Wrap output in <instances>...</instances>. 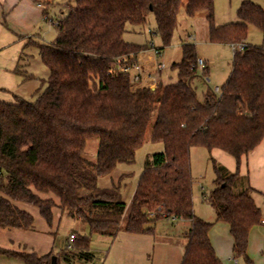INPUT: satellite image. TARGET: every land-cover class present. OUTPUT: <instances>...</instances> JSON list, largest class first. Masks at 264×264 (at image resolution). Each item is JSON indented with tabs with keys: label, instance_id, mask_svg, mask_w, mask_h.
Listing matches in <instances>:
<instances>
[{
	"label": "trees",
	"instance_id": "1",
	"mask_svg": "<svg viewBox=\"0 0 264 264\" xmlns=\"http://www.w3.org/2000/svg\"><path fill=\"white\" fill-rule=\"evenodd\" d=\"M259 1L244 0L237 22L217 26L215 0H186L188 17L206 19L211 43L245 44L234 54L221 93L207 89L200 98L195 44L182 43V60L173 64L177 82L160 84L154 91L136 87L123 69L150 48L126 42L127 25L144 27L152 14L154 33L166 47L184 0H69L55 24L56 38L37 45L49 70L44 89L34 102L21 97L14 103L0 101V228L35 230L34 216L18 203L36 207L49 225L59 209L82 229L88 227L91 235L111 238L124 218L125 230L135 235H154L161 218L188 221L181 264H223L209 238L214 223L195 214L191 151L219 149L239 167L242 156L264 139V43L246 44L249 26L264 36ZM156 107L150 140L162 143L164 150L146 159L128 204L120 184L101 188L98 180L120 164L135 163ZM90 140L99 141L95 162L85 157ZM213 166L215 187L203 200L217 221L229 224L234 258L254 264L248 255L249 235L263 224L262 210L250 190L235 192L238 171L230 174L215 159ZM72 235V248L64 249V258L93 260L91 237L77 231ZM0 254L25 264H59L54 254L2 249Z\"/></svg>",
	"mask_w": 264,
	"mask_h": 264
},
{
	"label": "crops",
	"instance_id": "2",
	"mask_svg": "<svg viewBox=\"0 0 264 264\" xmlns=\"http://www.w3.org/2000/svg\"><path fill=\"white\" fill-rule=\"evenodd\" d=\"M67 2L66 0H0L1 102L14 103L15 97L26 99L21 96V93L25 91V87L30 82H36L38 86L34 95L42 89L43 79L37 78L29 69L33 58L30 50L35 47L38 49V44L49 43L47 39H49L51 26L46 17L54 20L55 16L59 19L63 16L61 10L66 12L64 5ZM205 60L208 62L207 67L205 73L200 74L199 80H202L205 75L208 76L209 73V61ZM163 73L164 71L159 74L158 85L164 82ZM30 75L32 78H28ZM224 153L222 150L213 149L211 155L230 174L238 171L239 178L234 190L237 194L250 190L264 217V139L254 151L242 156L239 167L236 160L233 163ZM127 172L123 168L122 176L127 175ZM205 196L207 195L203 194V198ZM33 216L35 218L34 231L0 228V249L18 253H36L39 256L54 254L59 264H149L150 251H154L152 264H181L187 244L184 234L190 228L188 221H179L186 230L181 234L170 233L157 246L154 243L156 233L135 235L121 227L117 236L111 238L91 235L88 227L83 228V234L91 237L89 251L94 256L93 260L86 261L76 257L64 258L63 251L70 244L73 231L65 238L64 236L59 238L57 234L62 221L68 219L66 214L56 209L52 225H49L40 215ZM213 223L209 238L218 258L223 264H244L242 260L234 258V242L229 224L217 220ZM248 255L254 264H264V223L251 229ZM0 264L25 263L21 259L0 254Z\"/></svg>",
	"mask_w": 264,
	"mask_h": 264
},
{
	"label": "rangeland",
	"instance_id": "3",
	"mask_svg": "<svg viewBox=\"0 0 264 264\" xmlns=\"http://www.w3.org/2000/svg\"><path fill=\"white\" fill-rule=\"evenodd\" d=\"M243 1L244 0H215L216 25L223 26L229 23L237 22V11ZM185 4L186 0H184V3L180 9L177 25L174 30L171 43L168 46L164 47L161 37L154 33L156 24L155 18L152 14L149 16L148 23L144 27L128 24L126 27V33L124 34V40L131 44H149L153 45L155 48H162L161 57L155 59L156 61L163 62L166 66V69L163 73V86L167 84H174L178 80L177 70L173 69V64L179 63L182 60V43L186 42L195 44L198 57L205 58L209 61L208 77L210 81L207 82L204 78L202 80L200 79L196 81L197 94L200 98H202L204 92L207 89H215L216 87L222 88L223 84L226 82L227 78H229L232 72L234 54L231 45L215 44L209 41V26L206 19L204 17H198L195 19L188 17ZM259 4L262 6V8H264V0L259 1ZM53 18L54 20H49V24L51 26L49 30V39H47L49 43H51L57 36L55 24L57 23L58 19L55 16ZM263 43V33L256 27L249 26L246 44L262 45ZM30 51L33 55L29 68L30 72L33 73L37 78L46 80L49 77V70L43 64L38 49L35 47L31 48ZM148 66L151 67L150 64ZM201 75L203 74L201 73ZM37 88L38 86L36 82H30V84L25 87V91L21 93V96L25 97L30 102H34L37 99V95H34ZM43 89L44 87L42 90ZM156 117L157 107L153 112L144 145L136 153L135 163L133 165L120 164L111 175L104 176L98 180V185L101 188L111 187L113 184H120L123 199L128 204L133 198L146 159L150 155L157 152H162L164 150V145L162 143H153L150 140ZM98 145V140H90L87 143L85 157L91 162H95L97 159ZM211 152L202 147L193 148L191 151V166L194 181L193 193L196 215L205 219L206 221L215 222V212L211 206L203 200V194L208 195L214 189V181L217 177L213 166L214 157H212ZM224 154L229 157L233 163H235L234 157L227 153ZM216 162L220 164L217 160ZM123 168L128 171L127 175H124V177H122ZM39 195L42 199H56L52 194ZM17 206L21 209L31 212L35 216L40 215L39 210L32 205L18 203ZM54 211L56 213V209ZM40 217L42 216L40 215ZM41 219L43 220V218ZM174 222L176 221L161 218L155 223L156 235L154 236V243L156 246L162 243L170 233L181 234L184 230H186L185 227L179 223V221L176 223ZM125 223L126 219L124 218L121 225L122 228H125ZM71 231L83 233L84 229H82V227L73 219H64L61 226L58 228L57 237L60 238L61 236H64L63 238H65L67 235H70L69 233ZM154 256L155 252L150 251V256L148 259L149 264H152Z\"/></svg>",
	"mask_w": 264,
	"mask_h": 264
},
{
	"label": "built area",
	"instance_id": "4",
	"mask_svg": "<svg viewBox=\"0 0 264 264\" xmlns=\"http://www.w3.org/2000/svg\"><path fill=\"white\" fill-rule=\"evenodd\" d=\"M46 20L49 19L46 17ZM233 49V54L241 51L245 44H235L231 45ZM162 51L159 48H155L153 45H150V48L144 51L138 58L137 61L127 64L123 69L124 71L130 73L133 83L136 87H147L154 91L158 87L159 83V74L166 69V66L163 62L156 61L155 58L161 57ZM143 59V60H142ZM148 61V62H147ZM207 61L203 58H197L196 67L198 72L201 74L205 73L207 67ZM151 65L148 66V65ZM204 79L209 82L210 79L208 76H204ZM216 94H220V88L216 87L213 89ZM149 217L154 218L155 214H149ZM264 223V221H263ZM75 239L74 235L70 236V244L68 248H72V242Z\"/></svg>",
	"mask_w": 264,
	"mask_h": 264
}]
</instances>
